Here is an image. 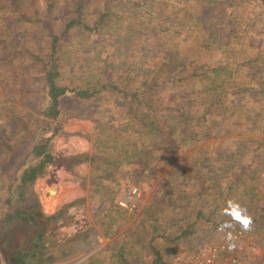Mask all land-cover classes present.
Instances as JSON below:
<instances>
[{
  "label": "rangeland",
  "instance_id": "obj_1",
  "mask_svg": "<svg viewBox=\"0 0 264 264\" xmlns=\"http://www.w3.org/2000/svg\"><path fill=\"white\" fill-rule=\"evenodd\" d=\"M169 1L184 12H208L203 0ZM98 4L100 0H95L92 13L98 12ZM235 4L240 6L235 9L231 0H216L211 9L219 18L224 16V32L235 31L228 49H213L204 32L196 31L197 17L180 18L183 13L174 20L179 21L178 33L170 39L159 36L155 46L168 45L172 50V44L178 43L183 61L233 66L234 74L222 71L219 82L231 83L236 101L209 117L208 136L199 143L192 141L183 152L175 151L169 141L151 142L141 133L128 137L123 133L124 107L117 93L109 90L93 100L69 93L64 113L56 119L61 130L54 142L55 154L100 151L111 161L100 167L91 162L73 168L51 165L31 186L25 201H20L19 193L10 201L6 182L11 176L7 170L0 171V264H174L191 259L201 247L221 244L226 251L216 264H231L233 259L264 264V0ZM68 12L61 6L55 14ZM119 22L115 21L110 36L109 29L93 39L88 54L89 37L82 31L68 38L66 48H73V61L84 64L75 82L86 77L108 82L109 74L126 61L131 43L126 39L138 33V20L127 27L126 21L121 26ZM81 40L76 51L73 45ZM4 85L0 77L2 100ZM235 103L243 104V120L234 110ZM52 128L57 131L58 125ZM132 144L136 156L122 163L123 150ZM232 163L235 167L228 171L227 164ZM230 198L245 206L253 218L251 231L235 225L233 234L239 238L233 251H228L225 233L218 231L228 219L221 213ZM24 204L40 215L35 219L27 214L30 222L20 214L10 219ZM61 210L63 214L50 218Z\"/></svg>",
  "mask_w": 264,
  "mask_h": 264
},
{
  "label": "trees",
  "instance_id": "obj_2",
  "mask_svg": "<svg viewBox=\"0 0 264 264\" xmlns=\"http://www.w3.org/2000/svg\"><path fill=\"white\" fill-rule=\"evenodd\" d=\"M123 1L100 0L98 12L92 13L95 0H0V77L4 79L6 95L0 99V171L7 170L6 175L11 176L6 182L11 202L18 193L20 201H25L31 186L47 174L51 165L73 168L84 162L97 167L110 163L111 158L105 159L100 151L67 157L55 154L54 142L61 130L56 119L64 113L63 102L69 93L81 100H93L103 98L106 91H114L123 103L121 123L125 135L141 133L151 142L169 141L180 152L188 151L186 146L192 141L205 139L209 117L236 101L231 83L219 82L222 71H230L228 76L234 74L230 64L183 61L178 43L172 44V50L168 45L155 48L159 36L170 39L178 33L179 21L174 20L183 13L180 18L197 17L196 31L204 32L209 44L215 45L213 49H228L235 31L224 32V16L219 18L211 10L216 0H203L208 11L203 14L184 12L169 0ZM235 1L231 0L236 9L240 4ZM221 4L226 6L223 1ZM61 6L69 10L68 14H55ZM224 12L225 9L221 14ZM137 20L138 33L126 39L131 42L126 61L109 74L108 82L102 77L75 82L76 73L84 64L73 61V48H66L72 33L79 30L89 37L88 54L93 39L109 29L108 36L113 33L115 21H120L119 26L126 21L127 27L134 26ZM82 43L81 40L73 45L76 51ZM72 75L74 78L70 79ZM233 107L243 120V104L235 103ZM55 124L58 130L52 132ZM108 127L118 129L115 125ZM136 148L132 144L123 150L121 162L133 160ZM234 167V163L227 164L228 171ZM19 170L21 174L17 175ZM32 197L31 194L29 198ZM26 205L16 208L15 215L10 214L9 218L20 214L28 222L27 214L35 219L40 215L39 211L25 209Z\"/></svg>",
  "mask_w": 264,
  "mask_h": 264
},
{
  "label": "clouds",
  "instance_id": "obj_3",
  "mask_svg": "<svg viewBox=\"0 0 264 264\" xmlns=\"http://www.w3.org/2000/svg\"><path fill=\"white\" fill-rule=\"evenodd\" d=\"M221 214L228 219L219 224L218 231L225 233L228 251H233L236 248V237L233 234L235 225H239L244 232L251 231L253 218L245 206L231 198L227 200Z\"/></svg>",
  "mask_w": 264,
  "mask_h": 264
},
{
  "label": "built area",
  "instance_id": "obj_4",
  "mask_svg": "<svg viewBox=\"0 0 264 264\" xmlns=\"http://www.w3.org/2000/svg\"><path fill=\"white\" fill-rule=\"evenodd\" d=\"M134 193H136L137 189L133 190ZM239 234L242 232L239 231ZM236 239L239 238L238 235H235ZM207 246L201 247L198 251L197 254L192 256L191 259L186 260V261H178L175 262L174 264H216V261L219 259V254L226 251V245H218L215 247H209L205 248ZM231 264H251L248 263L247 261H243V263L237 262L236 260H232Z\"/></svg>",
  "mask_w": 264,
  "mask_h": 264
},
{
  "label": "bare ground",
  "instance_id": "obj_5",
  "mask_svg": "<svg viewBox=\"0 0 264 264\" xmlns=\"http://www.w3.org/2000/svg\"><path fill=\"white\" fill-rule=\"evenodd\" d=\"M51 192H52V194H55V192H56V189H53V190H51Z\"/></svg>",
  "mask_w": 264,
  "mask_h": 264
}]
</instances>
